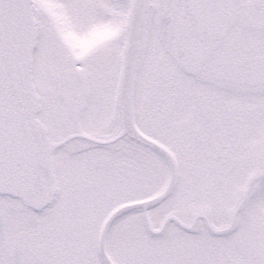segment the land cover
<instances>
[{"label":"snow or ice","instance_id":"1","mask_svg":"<svg viewBox=\"0 0 264 264\" xmlns=\"http://www.w3.org/2000/svg\"><path fill=\"white\" fill-rule=\"evenodd\" d=\"M0 264H264V0H0Z\"/></svg>","mask_w":264,"mask_h":264}]
</instances>
